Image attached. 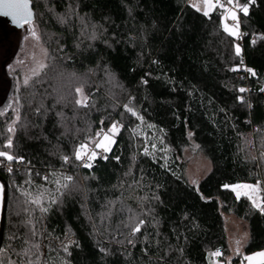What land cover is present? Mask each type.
<instances>
[{"label":"trees","instance_id":"trees-1","mask_svg":"<svg viewBox=\"0 0 264 264\" xmlns=\"http://www.w3.org/2000/svg\"><path fill=\"white\" fill-rule=\"evenodd\" d=\"M234 1L242 42L190 0H31L43 61L0 111V264H241L225 215L264 251L231 189L264 183V0ZM113 124L107 159H76Z\"/></svg>","mask_w":264,"mask_h":264},{"label":"rangeland","instance_id":"rangeland-1","mask_svg":"<svg viewBox=\"0 0 264 264\" xmlns=\"http://www.w3.org/2000/svg\"><path fill=\"white\" fill-rule=\"evenodd\" d=\"M190 2L192 6L197 5L199 7V11L203 13L204 11H209V13H211L215 9V8L207 9L203 0H190ZM33 29L35 30L36 37H38V39L32 35ZM238 32H239V27H238ZM146 33L148 36L151 37V35L148 32ZM234 37L236 38V36ZM21 38L22 41L17 38L15 40V43H11L9 41L7 54H3V52L0 51V55L3 54L4 57L6 55L5 60L7 61L8 71L15 70L16 68L19 67V75L20 78L23 79L34 74L35 72H38L39 69L41 68L43 61V49L39 42V33L35 25L31 24L28 25L26 28H24V30L22 31ZM5 48H7V46ZM2 63L3 61L0 62V68ZM12 90L13 87L11 86V84L5 79V77L2 78L0 81V110L6 108L8 101L11 99L10 96L12 94ZM111 128L105 131V134H109L110 140L113 141L112 143L109 144V151L105 152L102 148L97 147L98 150L103 151L105 153H109L115 144V137L117 132L112 133ZM101 142L108 143L107 141H104V136L100 138L98 143ZM206 171L207 168L202 166L193 167L189 170V177L193 183H197L199 179L206 173ZM237 185H253V186L258 185L259 187V184H237ZM233 186H231V189ZM239 190L242 192L246 191L245 189H239ZM251 195L252 198L256 199L257 203L260 204V200L258 199L257 193L252 192ZM225 219L227 222L230 249L233 253V256L243 253L242 254L243 259L241 264H248V262L246 263L244 262L246 260H244L245 254L243 252V248L249 240V232L247 226L232 216L225 215Z\"/></svg>","mask_w":264,"mask_h":264},{"label":"snow or ice","instance_id":"snow-or-ice-1","mask_svg":"<svg viewBox=\"0 0 264 264\" xmlns=\"http://www.w3.org/2000/svg\"><path fill=\"white\" fill-rule=\"evenodd\" d=\"M205 6L207 9H214L217 6L223 8V4H219V0H203ZM229 4L232 3V0H228ZM254 2V0H252ZM193 7H196L197 10H199V7L197 5H193ZM240 11H242L245 15L248 13V7L247 6H242L240 7ZM0 15L4 16H11L12 20L19 24L20 26H23V23H31L33 19V13L30 10V0H0ZM204 15L208 16L209 11H204ZM231 18L232 21L236 22L232 25V27H229L227 20ZM225 23L223 24V30L228 33L229 35L239 37V32H238V17L233 9H228L227 14L224 16ZM23 22V23H22ZM32 35L36 37V32L33 29ZM38 39V37H36ZM240 48L237 46L236 48V53L237 55L240 54ZM251 71V69H249ZM255 75V73H253ZM80 91V90H78ZM241 92L245 91V89H240ZM86 99V98H85ZM85 99H82L79 101V103L84 104ZM129 112H132L133 115H136L135 112H133L132 109H128ZM142 119V118H141ZM8 131L14 132L13 127H9ZM118 131V127L116 124L112 125L111 132L116 133ZM104 141H107L108 143H98L97 147L102 148L105 152L109 151V144L112 143L113 141L110 140L109 134H104ZM6 147L11 148L12 147V141L9 139ZM147 154V153H146ZM97 156V153L92 151L89 154L88 146L87 145H81L80 149L76 153V159L78 160H83L85 157L88 158L89 161H92L95 159ZM0 157H6L7 160L11 161L14 159L13 156L9 155L7 152L0 151ZM106 158V157H105ZM65 160H67V157H65ZM86 167H91V163H88L85 165ZM11 171V169H9ZM68 180H71V177H67ZM225 187H229L225 185ZM239 189H245L246 191H240ZM232 190L236 193L237 199H239L242 195L247 196L249 199L252 200V203L254 206L260 208L262 212H264V207H261L260 204L257 203L256 199L252 198L251 193L252 192H258L259 187L253 186V185H236L232 187ZM39 203V201H37ZM44 211H47V209H44ZM140 228L137 227L135 231H139ZM239 243V242H237ZM67 251V249H65ZM213 257H219L222 255L220 251H216L214 253L210 254ZM244 260L248 262V264H264V251L255 253L253 255L245 256Z\"/></svg>","mask_w":264,"mask_h":264},{"label":"flooded vegetation","instance_id":"flooded-vegetation-1","mask_svg":"<svg viewBox=\"0 0 264 264\" xmlns=\"http://www.w3.org/2000/svg\"><path fill=\"white\" fill-rule=\"evenodd\" d=\"M31 23H24L21 27H16L12 25L10 21H8L6 18H0V51L3 52V54H7L8 51V42L15 43V40L18 38L22 41L21 35L24 28H26L28 25H31ZM19 45V44H18ZM17 45V46H18ZM7 46V48H5ZM0 55V62L3 61L1 68H0V81L2 78L5 77V79L11 84V86L14 88V84L19 81L20 75H19V67L15 70H7V61L5 60L4 55ZM17 76V78H16ZM16 78V80L14 79ZM13 91V90H12ZM1 111V110H0Z\"/></svg>","mask_w":264,"mask_h":264},{"label":"built area","instance_id":"built-area-1","mask_svg":"<svg viewBox=\"0 0 264 264\" xmlns=\"http://www.w3.org/2000/svg\"><path fill=\"white\" fill-rule=\"evenodd\" d=\"M219 4H223L224 7L221 8L219 6H217L216 8L218 9V11L220 12V15H221V18L223 19V23H225V20H224V16L227 14L228 12V9H233L238 17V25H239V37H238V40L239 42H242V35H241V32H240V8L239 6L235 3L234 0H232V3L229 4L228 0H219ZM227 23L229 25V27H232V25L236 22L232 21L231 18L229 17V19L227 20ZM240 70H246L243 66H240L239 67ZM87 103H90V100L87 101ZM259 131V128H256L254 130V133H257ZM105 134V131L101 132L100 135H99V138L97 140V143H95L93 146L89 147L88 150H89V154L94 151L97 153V156L96 158L101 160V161H104L105 159H107V156H108V153H105L103 151H100L98 150L97 148V144L100 140L101 137H103ZM251 149L254 150L255 147L254 146H251ZM106 157V158H105ZM88 161V158L85 157L83 159V163H86ZM257 193V196H258V199L260 200V206L261 207H264V183H259V191L256 192Z\"/></svg>","mask_w":264,"mask_h":264},{"label":"water","instance_id":"water-1","mask_svg":"<svg viewBox=\"0 0 264 264\" xmlns=\"http://www.w3.org/2000/svg\"><path fill=\"white\" fill-rule=\"evenodd\" d=\"M30 10L32 11L33 13V19H32V22L34 21L35 19V14H34V11H33V8H32V2L30 0ZM0 18H6L8 21H10L12 23V25L16 26V27H21L19 24H17L16 22H14L12 20V17L11 16H4V15H0ZM23 23V22H22ZM24 24V23H23ZM5 203V202H4ZM4 207L3 206V210H2V218H3V214H4ZM2 235H3V223H2V219H1V223H0V241L2 239Z\"/></svg>","mask_w":264,"mask_h":264},{"label":"crops","instance_id":"crops-1","mask_svg":"<svg viewBox=\"0 0 264 264\" xmlns=\"http://www.w3.org/2000/svg\"><path fill=\"white\" fill-rule=\"evenodd\" d=\"M3 206H4V186H3L2 182L0 181V222L2 219Z\"/></svg>","mask_w":264,"mask_h":264}]
</instances>
